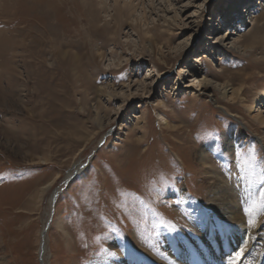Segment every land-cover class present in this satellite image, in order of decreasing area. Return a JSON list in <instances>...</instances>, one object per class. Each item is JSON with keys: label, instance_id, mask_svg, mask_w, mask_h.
<instances>
[{"label": "rangeland", "instance_id": "1", "mask_svg": "<svg viewBox=\"0 0 264 264\" xmlns=\"http://www.w3.org/2000/svg\"><path fill=\"white\" fill-rule=\"evenodd\" d=\"M98 1L0 0V264H40L49 218L45 264H93L119 243L149 264L179 260L215 181L200 150L207 171L234 176L245 209L264 191V0H208L196 20L191 0H170L167 17L181 11L186 27L157 34V1L146 19ZM236 6L249 8L241 21ZM197 73L207 85L188 82ZM238 131L225 153L223 135Z\"/></svg>", "mask_w": 264, "mask_h": 264}, {"label": "bare ground", "instance_id": "2", "mask_svg": "<svg viewBox=\"0 0 264 264\" xmlns=\"http://www.w3.org/2000/svg\"><path fill=\"white\" fill-rule=\"evenodd\" d=\"M154 1L158 2L160 11L162 14H164L160 20H157L158 24L153 27L156 34L157 30L159 31L160 28H164L169 31L171 30V28H174L175 23H177V25L180 24L181 11L173 12L171 17H167L169 10L162 7V4H169L170 0H112V7L113 10L118 13L119 17V12L122 14L121 18L123 16V12L125 13L129 11L132 13L136 8H140L141 17L146 19V17L149 16L151 12L155 13ZM197 1L198 0H191V6L194 5V8L196 10L191 12L192 15L188 16L187 18L192 17L194 20H196V18L201 19L202 13L205 10L202 5H206L208 3V0H201V3L199 4L196 3ZM246 1L250 2V0ZM98 6L101 9L104 8L106 6V1L99 0ZM249 8L251 9L252 6L250 5ZM249 8L238 9L237 6L234 8L237 9L236 12L238 15V20L241 21L242 16H245L247 14L246 10H249ZM252 18H254V16H252ZM181 22L182 27H186V23L183 21ZM216 28H218L217 25L214 27V29ZM148 32L149 31H147V33ZM211 33L215 34L214 32ZM156 34H150V36H148L149 40L147 41V43L150 49H153L152 41L156 39L157 36H160ZM47 36L50 37L53 35ZM190 40H187V42H189ZM226 42L227 38H225L224 36L218 39L219 46L232 50L237 49L235 44H229ZM184 45L179 46L178 50L175 51V60L180 58L184 53V51H179L180 49L185 48L183 47ZM158 60L159 62L164 63V58L162 56H160ZM197 75L201 77L200 80H197V77H189L188 82H190L192 85L196 84L197 87L207 85L208 77L202 76L199 73H197ZM186 81L187 80L185 79V82ZM219 88L221 91V96H224L226 94L225 88ZM233 94L235 96H238L236 92H234ZM258 100L259 102H262L264 100V92L259 95ZM254 120H258V118H255ZM242 136L243 133L241 131L233 132L229 135L224 134L222 137V143L225 153H230L236 146L241 145L244 142ZM255 141L264 153V136L257 137ZM196 156L198 165L201 166V174L204 176L207 175V179H215V181H213V184L211 185L212 188L210 189L211 194L209 197L210 202L209 209L207 210L208 213L200 211L201 209L198 208L197 210L195 209L196 212H193L194 217H192L193 222L191 221V219L190 221L192 223L190 222L188 228L184 230L186 236L189 237H186L187 240L184 239V242H180V244L177 246L179 250V260H176L172 256H169L167 258L171 260L168 264H229V260L234 256L235 252L239 251L241 248L244 249V255L241 257L240 261L237 262V264H264V211H261L263 213V217L257 218L258 213L253 210V216L256 223L254 226L250 227L248 225L249 217L245 213L244 197H238L232 187V182L235 181L234 176L232 174L230 175L231 182H229L225 178L216 174V172L207 171L208 168L206 167V164L208 159L205 156L204 152L200 150L197 152ZM44 161L46 160H43V162ZM74 171L79 172L76 169ZM68 175L69 173L67 174V176ZM70 178L71 177H69L68 179ZM179 188L180 197L183 199V201H186L187 197H190L189 193L183 186ZM250 206L251 202L249 207ZM47 222H49L50 224V218ZM44 229H46V226ZM195 233H199L198 239H196ZM44 238L45 235H42L38 252L40 261H43V264H45ZM148 254L146 255L150 259L152 258L154 262H160V260L155 258L152 253L148 252ZM147 260L148 259H146L145 257H141V255L138 254L127 243H119L114 244L112 248L109 247V252L105 253L103 257L96 259L93 264H149ZM161 262H163V264H166L165 261Z\"/></svg>", "mask_w": 264, "mask_h": 264}, {"label": "snow or ice", "instance_id": "3", "mask_svg": "<svg viewBox=\"0 0 264 264\" xmlns=\"http://www.w3.org/2000/svg\"><path fill=\"white\" fill-rule=\"evenodd\" d=\"M259 207H264V191H261L259 201L253 200L252 205L249 208L245 209L246 215L249 217L248 219V225L250 227L254 226L256 221L253 216V210L255 208ZM244 255V249L241 248L239 251H236L234 256L229 260V264H237L238 261H240L241 257Z\"/></svg>", "mask_w": 264, "mask_h": 264}, {"label": "water", "instance_id": "4", "mask_svg": "<svg viewBox=\"0 0 264 264\" xmlns=\"http://www.w3.org/2000/svg\"><path fill=\"white\" fill-rule=\"evenodd\" d=\"M76 171H74L73 173H72V176H71V178H73L75 175H76ZM70 178V179H71ZM67 182H68V180L67 181H64V185H66L67 184ZM60 191L58 190V191H56L54 194H53V196H52V200H51V206H52V208H53V205H54V203H55V200H56V197H57V194L59 193ZM48 224H49V222H47V224H46V229H47V227H48ZM46 229H44L43 230V233H42V235L43 234H45V231H46ZM41 261H40V258H39V263H40ZM41 264V263H40Z\"/></svg>", "mask_w": 264, "mask_h": 264}]
</instances>
